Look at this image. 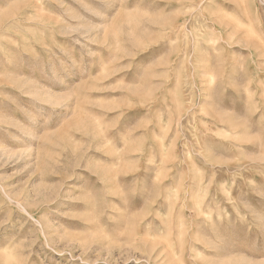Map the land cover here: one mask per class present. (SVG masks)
I'll return each mask as SVG.
<instances>
[{
  "label": "rangeland",
  "instance_id": "1",
  "mask_svg": "<svg viewBox=\"0 0 264 264\" xmlns=\"http://www.w3.org/2000/svg\"><path fill=\"white\" fill-rule=\"evenodd\" d=\"M0 264H264V0H0Z\"/></svg>",
  "mask_w": 264,
  "mask_h": 264
}]
</instances>
